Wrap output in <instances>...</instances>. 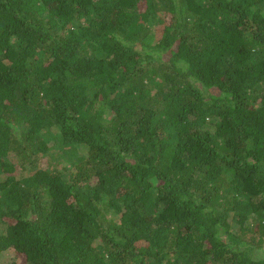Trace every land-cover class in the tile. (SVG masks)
<instances>
[{"label": "trees", "instance_id": "1", "mask_svg": "<svg viewBox=\"0 0 264 264\" xmlns=\"http://www.w3.org/2000/svg\"><path fill=\"white\" fill-rule=\"evenodd\" d=\"M0 264H264V0H0Z\"/></svg>", "mask_w": 264, "mask_h": 264}, {"label": "rangeland", "instance_id": "2", "mask_svg": "<svg viewBox=\"0 0 264 264\" xmlns=\"http://www.w3.org/2000/svg\"><path fill=\"white\" fill-rule=\"evenodd\" d=\"M48 137H51V138H50V141H51V142L54 141V137H53V134H52V133H51V134L48 133Z\"/></svg>", "mask_w": 264, "mask_h": 264}]
</instances>
